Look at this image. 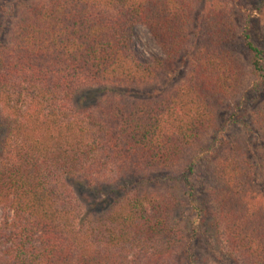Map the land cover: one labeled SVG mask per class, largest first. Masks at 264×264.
Listing matches in <instances>:
<instances>
[{"label":"trees","instance_id":"1","mask_svg":"<svg viewBox=\"0 0 264 264\" xmlns=\"http://www.w3.org/2000/svg\"><path fill=\"white\" fill-rule=\"evenodd\" d=\"M2 15L0 264H196L202 227L240 264H264V198L235 182L242 149L219 153L209 193L179 200L185 225L176 194L139 189L162 185L220 106L264 90L241 0H18ZM138 24L164 59L139 51ZM182 62V83L152 88ZM254 112L264 127V106Z\"/></svg>","mask_w":264,"mask_h":264},{"label":"rangeland","instance_id":"2","mask_svg":"<svg viewBox=\"0 0 264 264\" xmlns=\"http://www.w3.org/2000/svg\"><path fill=\"white\" fill-rule=\"evenodd\" d=\"M33 1V0H30ZM250 14L256 29L254 30L253 41L264 49V13L257 10L258 0H241ZM18 0H2L0 2V27L2 22H7V18L2 15V10L9 4H16ZM0 33V41L5 43L11 39V29L3 27ZM136 45L145 57L158 56L165 58L161 49L156 44L148 28L138 24L135 27ZM264 65V64H263ZM187 72L185 62L175 63L172 67L167 66L164 76L157 83L152 84V88L162 90V87L172 88L182 83ZM245 89L250 82H244ZM244 89V87H243ZM244 89V90H245ZM244 92V91H243ZM240 94V93H239ZM247 100L243 101V106L237 108L231 103L228 107L220 106L217 111V119L213 128L208 134L189 152L178 167L172 169L167 177H162V185L157 188L151 183H141V191L152 190L163 193L176 194L175 218L183 221L185 225L191 215L189 201L187 205L184 194L190 193V188H194V194L200 198L209 193V188L216 187L220 180H214L212 171L213 164L226 146H236L244 151V154L237 153L235 164L240 165L239 173L235 182L242 191L252 194L255 197L264 198V127L256 123L254 109L264 106V90L262 92L246 91ZM220 153V154H219ZM196 155V156H195ZM223 157V160H224ZM245 162L249 164L245 165ZM193 167V174L185 180V170ZM202 198V197H201ZM224 241L217 233L202 227V232L196 235L193 241L194 254L198 258L196 264H240L235 256H231L224 247ZM175 256V255H174ZM175 259L178 260L177 256ZM173 262V257L171 259Z\"/></svg>","mask_w":264,"mask_h":264}]
</instances>
